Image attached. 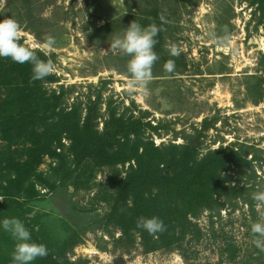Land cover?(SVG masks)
Segmentation results:
<instances>
[{"label": "rangeland", "instance_id": "rangeland-1", "mask_svg": "<svg viewBox=\"0 0 264 264\" xmlns=\"http://www.w3.org/2000/svg\"><path fill=\"white\" fill-rule=\"evenodd\" d=\"M259 4L0 0V20H17L23 29L21 42L54 61L56 71L50 75L55 82L45 89L63 95L61 108L66 111L76 107L81 124L98 101L99 116L92 121L98 134L112 111L116 117L141 119L157 128H144V142L158 147L189 143L198 149L199 158L232 146L247 151L249 161L242 170L231 166L221 173L234 181L232 186L248 187V196L231 201L216 196L219 207L202 209L191 218L201 234H189L182 241L186 257L181 251L144 253L137 231L124 234L121 215L131 217L134 198L130 191L125 202L116 204L117 187L135 162L111 167L82 159L79 150L69 151L66 136L53 145L59 156L47 155L38 166L47 183H37L36 192L3 196L0 188V220L23 221L32 240L47 246L53 264H243L251 256L259 259L253 263L264 264V237H259L258 247V236L251 230L253 224L264 223V202L254 199L255 193L264 192V12ZM133 20L161 29L147 95L130 85V57L110 47ZM49 35L57 41L54 48L43 47ZM168 61L174 63L172 71L165 68ZM11 152L25 158L22 145ZM6 153L0 141L3 163ZM13 248L10 235L0 229V262L12 260ZM229 249L236 250L234 259Z\"/></svg>", "mask_w": 264, "mask_h": 264}, {"label": "trees", "instance_id": "trees-1", "mask_svg": "<svg viewBox=\"0 0 264 264\" xmlns=\"http://www.w3.org/2000/svg\"><path fill=\"white\" fill-rule=\"evenodd\" d=\"M251 1L260 3L264 12V0ZM36 54L45 59L42 53ZM31 76V64L0 58V141L6 144L9 152L4 155V163L0 161L3 196L36 192L37 183H47L37 168L45 156H59L53 151V145L60 144L61 138L66 136L71 142L69 151L79 150L77 155L82 159L97 160L99 164L111 167L135 162L136 166L130 165L127 177L117 187L120 191L116 204L125 202L130 191L134 198L131 217L121 215L124 234L129 237V232L137 231L144 253L181 251L184 257L187 256V252L181 250L184 238L189 234L198 238L201 234L191 218H197L202 209L212 211L219 207L216 196L225 201L248 196V187L232 186L234 181L221 176L231 166L242 170L249 165L244 157L247 151L232 146L219 147L199 158L198 149L189 143L158 147L142 138L146 126L154 131L157 128L148 123L144 125L141 119L133 120L125 115L116 117L112 111L105 121L104 132L98 134L92 124L99 116L95 107L98 101L88 108L81 124L76 107L66 111L61 108L63 95L46 91L45 85L55 82L53 76L49 75L43 81H32ZM19 145L25 151L24 159H18L11 152ZM153 216L163 220V232L149 234L137 227L139 218ZM229 252L230 259H234L236 250L229 249ZM258 252L260 249L256 248ZM252 260L259 259L251 256L243 264H255ZM52 262L49 253L37 258L34 264ZM0 264H12V260Z\"/></svg>", "mask_w": 264, "mask_h": 264}, {"label": "clouds", "instance_id": "clouds-1", "mask_svg": "<svg viewBox=\"0 0 264 264\" xmlns=\"http://www.w3.org/2000/svg\"><path fill=\"white\" fill-rule=\"evenodd\" d=\"M164 20L163 17L160 18ZM160 27L152 23L143 26L133 20L127 28L123 29L122 35H117L111 42L110 47L117 49L124 55L130 57L127 64V71L130 74V85L139 90L142 94H148V84L153 79L152 67L158 60L154 51L157 44L156 37ZM22 26L12 17L0 20V58H10L18 64L29 63L32 66V81H43L47 76L56 71V65L51 59H40L36 52L23 44ZM57 41L54 36H47L43 43L44 48H54ZM172 54H177L175 48ZM167 71H172L174 63L168 61L165 65ZM254 199L264 202V192L254 194ZM137 227L142 228L149 234L163 232L165 225L159 217H141L138 219ZM0 229L8 233L14 241V248L11 254L12 264H32L37 258L46 257L49 252L43 243H36L32 240L30 230L19 218L10 217L0 220ZM252 232L257 234V246H260L259 237H264V223L257 222L252 225Z\"/></svg>", "mask_w": 264, "mask_h": 264}]
</instances>
